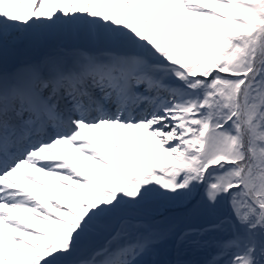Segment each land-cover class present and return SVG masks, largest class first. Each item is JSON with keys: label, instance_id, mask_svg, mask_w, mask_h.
<instances>
[{"label": "snow or ice", "instance_id": "1", "mask_svg": "<svg viewBox=\"0 0 264 264\" xmlns=\"http://www.w3.org/2000/svg\"><path fill=\"white\" fill-rule=\"evenodd\" d=\"M191 250L264 264V0H0V264Z\"/></svg>", "mask_w": 264, "mask_h": 264}, {"label": "bare ground", "instance_id": "2", "mask_svg": "<svg viewBox=\"0 0 264 264\" xmlns=\"http://www.w3.org/2000/svg\"><path fill=\"white\" fill-rule=\"evenodd\" d=\"M24 55H26V53H19L18 54V57H20V58H22ZM61 147H66L64 150H61V152H62V154H66L65 152L66 151H70V152H72L71 151V149L69 148V146H67V145H61ZM76 155H78V154H76L75 153V156ZM33 169V168H32ZM34 170V172H36V170L35 169H33ZM36 174H41V175H43L44 173H40V172H36ZM18 179H21V181H22V183H23V178H21V177H17ZM41 180H43V181H45V182H47L48 184H49V180L50 181H52L53 180V178L52 177H50V176H48V178H49V180H48V178H42V177H39ZM51 184H49V186H50ZM25 186H30V187H32V188H29L30 190H32V191H35V192H37L38 194H39V189H37L34 185H32V184H26Z\"/></svg>", "mask_w": 264, "mask_h": 264}, {"label": "rangeland", "instance_id": "3", "mask_svg": "<svg viewBox=\"0 0 264 264\" xmlns=\"http://www.w3.org/2000/svg\"><path fill=\"white\" fill-rule=\"evenodd\" d=\"M58 148H59V149H65V147H61V145H58ZM67 154L70 155V156H75V153H73V152H68ZM43 176H44V175H43ZM52 182H53V183H52L50 186H51L52 188H55V187H56V183H55L54 180H53ZM18 213H19V212H18ZM20 215L22 216V218L27 219L29 223H34V221H32L30 218L26 217L24 214H21V213H20ZM168 248L171 249V248H172V245L169 244V245H168ZM163 254H164V252H162L160 259H161V258H164V259H169V258H171V253H170L169 255L166 254L165 256L162 257ZM187 254H188V260L191 261V262H194V263L196 264V261H194V259L192 260V258H191V253L188 252ZM197 261H200V260L198 259Z\"/></svg>", "mask_w": 264, "mask_h": 264}]
</instances>
